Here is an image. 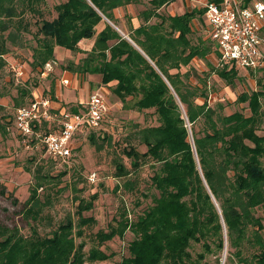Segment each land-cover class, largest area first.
I'll return each instance as SVG.
<instances>
[{
	"label": "trees",
	"instance_id": "16d2710c",
	"mask_svg": "<svg viewBox=\"0 0 264 264\" xmlns=\"http://www.w3.org/2000/svg\"><path fill=\"white\" fill-rule=\"evenodd\" d=\"M37 1L0 0V68L9 51L5 43L24 46L22 30L28 31V27L17 20L25 13V6L40 13ZM173 1L147 0L148 6L138 16L124 14L127 30L120 27L122 16L118 12L141 0H65L55 6L57 17L43 21L42 36L33 48L34 68L54 60L57 46L81 52L80 42L92 40L87 55L67 68L83 75H100L103 84L112 83L114 93L124 103L131 96L136 98L134 108L153 110L157 115L156 125H135L126 140L127 148L121 149L131 160L130 168L120 156L113 158L115 176L152 166L149 187L157 194L141 192L151 201L136 219L123 212L117 226L96 233L99 245L86 251L85 242L77 243V238L95 221L83 214L92 209L95 195L93 200L80 202L77 221L68 218L51 234H41L34 223L43 204L50 200L43 201L38 194L46 177L38 167L36 183L22 211L32 231L24 234L18 226L11 228L0 221V264L104 261L111 254L100 245L116 236L124 237L129 230L135 237L129 242V255L119 264H264V215L260 213L264 211V71L262 75L249 72L258 78L260 88L243 91L235 99L238 104L247 103L249 114L246 106L227 113L229 102L218 99L212 104L210 79L216 78L232 90L241 79L242 68L222 61L203 19L204 7L176 15L163 12ZM100 23L103 26L97 30ZM195 58L207 60L209 69L200 70ZM6 95L0 85V98ZM21 95L22 100L13 98L19 100L17 109L34 100L27 90ZM4 110L0 103L1 134L10 124L1 115ZM132 138L147 149L139 151ZM91 140L97 149L104 147V141L99 143L94 136ZM107 140L110 145L112 137ZM137 185L136 178L125 182L129 190ZM196 245L202 251L193 252ZM212 253L221 254L215 263L206 259Z\"/></svg>",
	"mask_w": 264,
	"mask_h": 264
},
{
	"label": "rangeland",
	"instance_id": "374dc122",
	"mask_svg": "<svg viewBox=\"0 0 264 264\" xmlns=\"http://www.w3.org/2000/svg\"><path fill=\"white\" fill-rule=\"evenodd\" d=\"M64 1H37L35 7L40 9V13L36 14L31 11L29 6H25V13L20 15L19 20H17V24L22 21V24H27L28 27V31H25V28L22 30L24 46L13 45L10 41L5 43V47L9 51L3 57L5 65L0 68V85L5 88L8 95L0 98V103L5 105V110L1 112V115L7 117L10 124L7 132L0 133V221L3 225L11 228L18 226L24 234H29L32 231L27 220L22 216V211L24 203L30 197V190L36 183L35 172L38 167H41V176L46 175V177L42 179L44 186L38 190V194L41 200L48 199L50 202L43 204L34 226L41 234H51L68 218H72L74 222L77 221V208L80 202L82 200H93L95 195L96 199L93 200L92 209L83 212L84 216H93L95 221L84 227L83 237L77 238V243L84 241L86 244L85 250L89 251L92 247L99 245L96 233L99 230L107 231L112 225L117 226V219L122 218L123 212L128 211L130 218L136 219L141 209L151 201L150 197L145 198L141 192L151 193L153 191L157 194L156 190H151L149 187L150 176L154 171L152 166H149V164L144 165L137 170H133L132 174L128 176H115L117 171L113 158L120 156L123 162L127 164L126 166L130 168L131 160L121 150L128 146L126 140L129 134L134 132L135 125L143 127L158 124V117L153 113V110L140 111L134 108L133 104L136 98L130 96L127 98V102L124 103L114 93L112 83L103 84L100 75L93 74L94 77H92L87 74L84 76L79 75L81 81L80 88L77 90L79 96L85 98L89 91L102 89L108 109L98 128L78 130L72 139L73 150L68 159L61 160L48 156L44 143L36 135L24 136L20 134L16 127L15 118L16 103L22 100V90L31 92L33 98L44 97L50 99L51 113L54 118L50 130L60 128L62 116L60 115V109L52 106V100H56L58 88L68 85L63 84L64 71L68 69L67 66L72 62H79L93 46L92 40H83L80 42L81 52L69 53L68 57L57 55L55 52L54 60H50L42 68H34L32 54L33 48L37 45V37L42 36L40 27L44 20H52L57 17L55 6ZM183 1H188L190 9H194L203 7L202 2L204 0ZM183 1L179 0L178 2L181 7L185 8L186 3H183ZM262 1L264 2V0ZM23 6L24 4L20 3V8H24ZM147 6V0H141V3L132 4L125 7L121 13L118 12L122 16L120 27L128 29L124 14L136 17ZM169 10L166 9L163 12L172 15ZM203 19L207 28H209L205 15H203ZM154 20L156 19L154 18ZM102 26L103 24L100 23L97 30H100ZM6 34H8V31L4 32V35ZM207 62L204 59H194V64L200 70L209 69ZM18 67L23 71L22 74L17 73ZM68 70L70 71V69ZM248 73L247 70L241 69V79L237 80L236 86L232 88L234 95L238 96L243 91L251 92L260 88L257 84L258 78H253ZM260 74L262 75L263 71ZM192 81L193 83L197 82L196 79ZM210 86L212 89L210 92L212 104L220 99L225 104L230 103L227 104L229 105L226 109L227 113L239 110L241 106H246L245 112L250 113L247 103L238 104L235 99L231 98L232 94L230 92L224 93V88L227 86L222 81L212 78L210 79ZM28 100L29 98L26 101ZM85 103L77 105L68 103L66 107L69 111H75L82 108ZM47 124L49 125V122H45L43 127L39 126L38 128H41L39 131L46 133L48 130ZM92 136L99 143L105 142L102 149H97L96 144L91 140ZM108 137H112L110 145L107 140ZM132 144L141 152L147 149L145 145L134 138H132ZM129 178L138 180V185L133 190H129L125 186V182ZM15 198L19 200L18 203L14 202ZM139 201L141 205L137 204ZM260 213L264 215V211H260ZM134 237L132 231L129 230L124 237L116 236L100 245L103 250L111 254L110 258L104 261L91 262L90 264H119L123 257L129 255V242ZM198 251H202L200 245H196L193 250V252ZM220 255V253L208 254L206 259L211 263H215L216 258ZM226 255L227 252L224 253V257Z\"/></svg>",
	"mask_w": 264,
	"mask_h": 264
},
{
	"label": "built area",
	"instance_id": "2783aa9c",
	"mask_svg": "<svg viewBox=\"0 0 264 264\" xmlns=\"http://www.w3.org/2000/svg\"><path fill=\"white\" fill-rule=\"evenodd\" d=\"M205 18L209 32L216 42L222 61L235 62L238 67L260 74L264 71V2L262 0H221L220 3L204 0ZM17 73L22 74L20 67ZM69 79H63L68 84ZM108 106L102 89L91 92L88 100L78 111L65 110L60 128L48 134L38 129L45 122L50 130L54 118L48 98L34 100L16 111L15 123L20 134L36 135L45 146L48 156L68 159L73 150L72 139L80 129L98 128Z\"/></svg>",
	"mask_w": 264,
	"mask_h": 264
},
{
	"label": "crops",
	"instance_id": "0c3cea01",
	"mask_svg": "<svg viewBox=\"0 0 264 264\" xmlns=\"http://www.w3.org/2000/svg\"><path fill=\"white\" fill-rule=\"evenodd\" d=\"M178 1L175 0L166 7L167 10L170 9L169 11L171 12L172 15L184 13L186 10H192L190 9V4L188 1L184 2L182 0L183 3H186L185 8L181 7ZM194 21L197 25L199 24L197 19H195ZM55 52L57 53V55L58 54L62 56L65 55L66 57H68V54L72 53L73 51L68 50L61 46H57ZM79 75H83V74L71 72V70L69 71L68 69L64 71V77L69 79V83L68 85L63 86L60 89L58 88L56 91V100L54 99L52 100V106L55 107L56 109H60V112L67 110L66 106L68 105V103H71V105H74V104L77 105V104H81L87 101L88 96L90 95L91 91L88 92V95L85 98L79 96V93L77 91L79 90L80 83H81ZM89 76L94 77L93 74H89ZM228 92H230L232 96H234V97L231 96L232 99L237 98V95L236 94L234 95L233 91L227 86L224 88V93H228Z\"/></svg>",
	"mask_w": 264,
	"mask_h": 264
}]
</instances>
